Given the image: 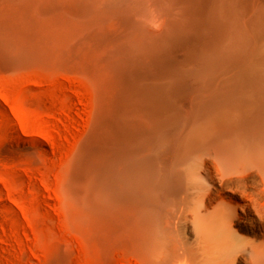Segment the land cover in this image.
Listing matches in <instances>:
<instances>
[{"label": "bare ground", "instance_id": "bare-ground-1", "mask_svg": "<svg viewBox=\"0 0 264 264\" xmlns=\"http://www.w3.org/2000/svg\"><path fill=\"white\" fill-rule=\"evenodd\" d=\"M0 63L87 82L69 213L146 264H264V0H0Z\"/></svg>", "mask_w": 264, "mask_h": 264}, {"label": "rangeland", "instance_id": "rangeland-1", "mask_svg": "<svg viewBox=\"0 0 264 264\" xmlns=\"http://www.w3.org/2000/svg\"><path fill=\"white\" fill-rule=\"evenodd\" d=\"M81 89L87 82L66 68L0 63V264H146L66 209L68 168L92 109Z\"/></svg>", "mask_w": 264, "mask_h": 264}]
</instances>
